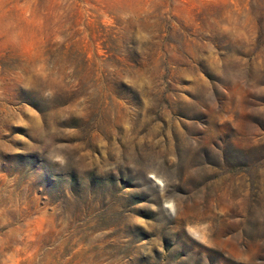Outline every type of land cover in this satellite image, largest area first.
I'll return each mask as SVG.
<instances>
[{
	"label": "rangeland",
	"instance_id": "374dc122",
	"mask_svg": "<svg viewBox=\"0 0 264 264\" xmlns=\"http://www.w3.org/2000/svg\"><path fill=\"white\" fill-rule=\"evenodd\" d=\"M0 264H264V0H0Z\"/></svg>",
	"mask_w": 264,
	"mask_h": 264
}]
</instances>
